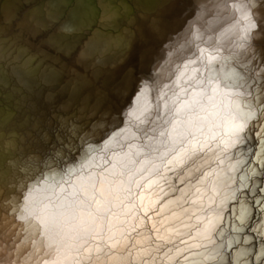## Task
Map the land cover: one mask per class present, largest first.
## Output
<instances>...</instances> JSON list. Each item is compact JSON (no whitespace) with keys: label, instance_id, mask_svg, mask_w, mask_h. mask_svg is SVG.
<instances>
[{"label":"water","instance_id":"1","mask_svg":"<svg viewBox=\"0 0 264 264\" xmlns=\"http://www.w3.org/2000/svg\"><path fill=\"white\" fill-rule=\"evenodd\" d=\"M33 1L42 6L43 16L48 17L46 23L56 24L52 36L44 40L50 48L46 50H34L20 38V32L1 34L0 31V140L6 135L16 137L21 150L25 148L27 154L41 162L52 151L51 145L41 139L44 133L55 143L58 124L64 119L78 121L86 131L102 114L110 112L108 132L117 135L106 145L103 141L107 137L98 136L95 143L103 145V150H96L93 160L97 163L91 162L87 171L101 168L104 172L103 167L110 165L114 154L122 158L114 159L118 163L128 155L120 165L131 170V199L135 209L139 206L136 197L150 179L156 178L155 185L163 193L168 190L163 195L168 196L174 184H181L176 183L181 178L179 171L194 168L198 159L209 151V146L205 147L203 154L184 163L185 169L181 166L174 169L189 154V145L202 138L210 124L215 126L209 122L199 128L183 129L191 123H200L201 116L214 110L211 105L201 106L207 99L200 92L208 85L198 83L204 79L209 55L233 56L239 70L252 78L264 67V38H241L248 24L243 7L248 0ZM221 3L224 8L220 7ZM257 10L264 16V6ZM104 13H109L111 19L104 21ZM66 22L76 24L77 31L63 32L62 25ZM257 24V31L264 33V22L258 20ZM253 44L255 55L248 47ZM57 51L75 53L82 70L64 67ZM154 59H163L164 63L154 72L156 75L163 72V76L151 82L146 70ZM187 63L196 72L182 79L179 70ZM130 69H135V77L126 82ZM140 76L148 80L141 96L150 97L144 95L143 106L133 110L129 105L133 106ZM125 85L127 91L119 95ZM3 115L10 116L7 123ZM142 120L145 122L141 123ZM208 139L215 142L211 135ZM28 143L32 147L28 148ZM225 154L224 149L219 156ZM75 160L73 156L67 163ZM52 162L46 170L58 166L61 171L66 167L65 163ZM188 175L186 182L197 180Z\"/></svg>","mask_w":264,"mask_h":264},{"label":"snow or ice","instance_id":"2","mask_svg":"<svg viewBox=\"0 0 264 264\" xmlns=\"http://www.w3.org/2000/svg\"><path fill=\"white\" fill-rule=\"evenodd\" d=\"M262 6L264 0H248L243 6L246 9L244 19L248 24L242 39L264 38V33L257 31V21L264 22V16L257 10ZM102 19L108 21L111 15L104 13ZM77 28L78 26L71 22L62 25V31L65 33H74ZM248 47L255 55V45ZM203 52L201 49L202 55ZM133 77L135 69H130L125 81ZM147 83L145 77H139L133 104ZM198 83L208 85L207 89H201L200 95L205 96L208 104L214 109L209 115L218 117L217 126L225 129L224 135L227 139L221 140L220 143L224 145L225 159L229 163L227 169H220L212 180L213 194L216 195L217 189L220 190L215 215L207 218L203 228L193 225L196 229L194 234L176 231V235H187L188 239L180 240L186 247H177L175 254L168 257L169 264H264V67L256 78H252L239 70L233 56L209 55L204 79ZM126 91V85L122 86L119 95ZM131 107L132 105H129V108ZM110 118L111 113L105 112L86 131L78 121L64 119L58 124L55 143H51L52 137L47 133L41 137L45 144L51 145L52 151L47 159L66 164L61 170L64 175L80 173L75 182V185L79 186V192L75 190L74 185L71 196H82L83 199H61L57 196V203L46 197L49 203L40 207L42 201H38L36 195L40 189L36 184H21L19 181L9 184L10 195L0 198V242L5 241L7 234L8 247L14 253L12 264H65L62 257L67 231L76 232L73 240L77 239L80 233H93L94 241L101 236L105 218L97 213L109 211L106 205L113 200L123 203L118 194L120 182L110 179V175L104 173L98 176L92 173L85 176L83 173L94 159L96 150H103V145L95 143L98 135L107 137L103 141L104 145L117 135L108 132ZM163 135L162 132L161 136ZM229 143L232 151H227ZM216 147L219 148L220 145ZM200 151H203V148ZM192 155H195V150ZM73 156L76 160L67 163ZM187 158L191 159V156ZM34 159L33 155L23 161L12 160L9 161V167L26 174ZM221 163H224V160H221ZM105 171L112 173L111 169ZM209 175L211 174L205 173L202 179ZM43 190L55 189L48 185ZM60 191L63 192L64 189L61 187ZM196 191L200 192V189L197 188ZM92 206L95 207V212H85V208ZM107 223L111 231L113 219L109 218ZM153 229L159 231L155 224ZM172 231L169 229V232ZM198 237L204 240L203 244L189 243L196 241ZM112 240L113 236H109L103 245L95 243L86 247L85 240L80 245L84 248V257L76 260V264H104L101 253L110 260L114 259L112 250L120 242H108ZM93 248L95 259L92 257ZM128 255L130 256L131 252Z\"/></svg>","mask_w":264,"mask_h":264},{"label":"bare ground","instance_id":"3","mask_svg":"<svg viewBox=\"0 0 264 264\" xmlns=\"http://www.w3.org/2000/svg\"><path fill=\"white\" fill-rule=\"evenodd\" d=\"M26 2L29 4L27 5ZM223 4L224 3H221L220 7L224 8ZM38 6L39 3L34 2L33 0H0L1 34L4 32H9L12 34V31L20 32V38L22 37L25 42L34 47V50L38 51L50 49L48 45L45 44L44 40L47 37L52 36L54 30L53 27H55L56 23L53 24L54 26L52 24L46 23L48 17L43 16L41 10L42 6ZM52 11L50 13L51 16H53ZM56 53L59 60L63 62V66L67 67L68 70H82L80 64L77 63L74 58L75 53L65 54L58 51ZM162 63H164L163 59H154L153 63L150 64L149 69L146 70V74L150 77L151 82L152 79L155 80V78L157 79L160 76H163V72H160L158 75L154 74L156 69L160 67ZM195 70L196 69L191 63H187L180 68L179 74H183L182 79H184V77L195 74ZM157 80L155 82L160 84V81ZM9 93L10 96H12V91ZM6 94L9 96L8 92H6ZM141 95L136 99L131 109L136 110L140 106H143V96L145 94L143 96ZM145 96L150 97L148 94ZM201 106L207 108L209 104L208 102L203 101ZM133 110L131 111L133 112ZM138 114L139 112L136 113V115ZM9 119L10 116L3 115V121L5 120L4 123H7ZM200 119H202L200 123H191L183 129L186 130V128H199L200 125H205L209 122H212V124L214 122L215 126L209 123L211 126L209 125L206 128V131H204L202 134V138H200L194 144L189 145V154L187 157L191 156V159L185 157L182 158L183 160L178 162L176 161L177 163L175 164L176 167L174 169H178L180 166L182 169H185L186 164L184 163L193 160L194 157L197 158L201 153L203 154L205 147L209 146V151L199 158H202V162H199L198 159V162H196L197 164L194 166V168L179 171L181 178L178 179V182L176 180V183L180 182L181 184L179 185H182V187L180 188L178 187L179 185L174 184V186L171 188L173 193H171L172 191L169 190L171 192L168 196L166 195L167 197L163 195H165L168 190L163 193L161 188L155 185L156 178H152L147 182L143 191L137 195L136 201L138 202L139 206L137 209H135L133 206V200L131 199V180L133 179V176H130L131 173H129L131 170L130 168H125L124 166L120 165L121 162L126 161V157L128 155L125 158L123 157L124 161L119 163L115 162L114 159L117 158V160H122V158L116 154L113 155V160L110 161V165L108 167H103L105 170L111 169V174L106 171L102 172L101 168L94 169V172H92L91 169H88V171L86 170L83 173L85 176L89 175L90 173L96 174L97 176L101 173H104L105 175H110V179L120 182L118 194L123 203L113 200L106 205L109 211L97 213V215L104 216L105 224L103 233H101V236L96 241L92 239V236L94 235L93 233H89L87 235L80 233L77 239L73 240L72 237L76 235V232L67 231L66 229L67 237L64 241L65 248L64 256L62 257V259L65 261V264H76V260L83 259L84 248L80 245L83 244L85 240L87 241V244L84 245L85 247L94 245L95 243H101L103 245L109 236H113V240L108 241L109 243L114 241H119L120 243L117 244V247L112 250L111 255L114 257V259L110 260L108 256H105L103 253L100 254L104 264H169L168 257L175 254L176 248L186 247V245L181 244L179 240L185 238L188 239V236H178L176 235V231L178 230L180 233L194 234L196 229L192 227L193 225L203 228L204 224L207 223V218L213 217L215 215L216 201L219 200L220 190L217 189V194H213L212 180L216 172L222 168L226 170L229 163L225 159L226 154L223 155V157L219 156L221 151L225 149L224 145L220 142L221 140L227 139V137L224 135V127L217 126L219 122L218 117L204 114ZM219 133L223 135L221 138L218 136ZM210 135L215 137V142L207 141L209 140L208 137ZM218 144L220 145L219 148L216 147ZM30 145L31 144L28 143V148L32 147ZM33 145L37 147L40 146L37 143H33ZM19 148L20 147L18 146V140L16 137L11 135H6V137L2 136V139L0 140V198L9 196V184L19 181L21 184L34 183L37 185V188L40 189L36 194L37 199L38 201H42L40 207H42L43 204L49 203V199H46V197L57 203V196H59L61 199L64 197H68L69 199H83L82 196H71L77 175H80V173H77L76 175L64 176L58 166L53 170H46V168L49 167V164L53 163L51 160L46 159L41 162L33 160L30 163L29 170L26 174L19 173L10 168L9 161H23L30 157V155L27 154L28 152H26L25 148L24 150H21L20 148L18 151ZM201 148H203V151H200ZM231 149L232 146L229 143L228 150L230 151ZM193 150H195V155H192ZM24 156L26 157L23 158ZM218 156L219 158L217 159ZM129 160H131V158ZM221 160H224V163H221ZM91 162L97 163V161L93 159ZM101 163L104 164L105 162L103 163V161H101ZM1 167H3V169ZM205 173H210L211 175H209L206 179H202ZM188 174L190 176L192 175L197 180L194 182H192V180L186 182ZM65 179H70V181L65 182ZM137 182L138 181H136V183ZM48 185H52L55 190H43L44 188H47ZM61 187L64 189L63 192L60 191ZM197 188L200 189V192L196 191ZM75 190L79 192L78 185H75ZM141 194L143 195V200H141ZM172 194H175L174 197H170ZM139 209L142 210L143 213ZM84 210L85 212L89 210L93 212L96 211L94 206L91 208H85ZM153 210H157L155 215L151 214L146 217L145 213L147 214L149 211ZM109 218L113 219L111 231H109V225L107 223ZM198 218L200 219L199 223ZM153 224H155L156 229H159L158 232L153 229ZM185 225H188V227H185ZM169 229H172L173 231L169 232ZM157 237H161V239H157ZM166 240H170L172 242L166 243ZM193 242L203 244L204 240L198 237L196 241H189V243ZM169 249H171V251H169ZM129 252H131L130 256L128 255ZM166 253L167 255H165ZM92 257L93 259L96 257L94 248ZM13 258L14 253L12 249L8 247V239L6 234L5 241L0 242V264H12Z\"/></svg>","mask_w":264,"mask_h":264}]
</instances>
